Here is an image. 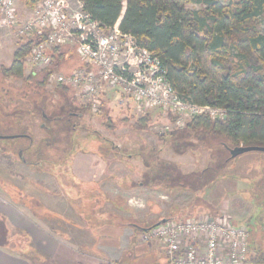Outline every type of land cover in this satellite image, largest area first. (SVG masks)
Returning <instances> with one entry per match:
<instances>
[{"label": "rangeland", "instance_id": "374dc122", "mask_svg": "<svg viewBox=\"0 0 264 264\" xmlns=\"http://www.w3.org/2000/svg\"><path fill=\"white\" fill-rule=\"evenodd\" d=\"M221 1L226 3L228 0ZM73 3L76 2L73 0ZM34 7L35 6L31 5L26 0H16L18 19L23 21L31 19ZM189 7L198 8V5L190 4ZM24 40L26 39L21 38L14 29L0 27V85L2 88L7 87L14 90H22L30 87H26L22 80L6 77L4 70L2 69L3 66H9L8 64L13 52ZM203 61L206 68L209 69L210 61L206 56L203 58ZM85 65L86 63L76 51V47L71 45V50L66 48L62 57L57 58L50 66V70L55 74L69 76L76 69L84 67ZM31 69H33V67L27 65L25 69L26 73H30ZM38 75L40 76L42 73ZM31 82L32 84H30L33 87H38V85H35L34 80ZM55 83L56 82L51 83L48 81L45 88L38 90L42 93H46L49 103L52 102V100H60L61 98L65 99V97L68 96L70 98L69 103L71 101L77 102L76 104L80 107H77L78 110L85 113L80 120L77 118L72 119L73 122L78 120V124L82 125V127H78L76 131L72 132L71 139L72 143L75 142L74 146L72 149L68 147V138L65 134L67 132L59 131L56 133L57 135L51 134L56 128L61 127V120L42 119L37 113L26 114L24 115V118H22L23 125L20 127L18 122H16L21 119L20 114L19 112L18 114L14 112L11 116L17 118L12 122V127L0 128V134H31L38 143L31 146V141L27 137L0 139V174H2L3 179L8 182L6 183V186L9 188L8 190L5 186L3 190L0 187V203H4L5 206L10 207L13 210L19 209L15 207L14 204L16 200L20 198L22 199V195H20V198L17 197V199L14 200L9 193V191L14 192V189L10 187V181H14L32 197V199H23L22 201L26 200L32 203H37L38 201L43 210V215L40 216L30 211L31 207L22 203L25 208V212H23L24 220H27V222L29 221V212H31L34 215V218L40 222L39 224H44L52 231L54 230L55 233L60 231L72 232L73 230L78 229L80 231V228H78L80 226L75 217L78 213L73 209V206L76 203H79L78 209L84 211V209H86L85 205L82 203L84 199H96L100 202L102 199H109L108 195L110 194L107 190L105 192L87 190L81 183H78L75 179L74 166L71 165L70 162V158L74 155L75 151L90 150L98 151L97 153L102 152L103 155H101V161L103 163L101 164L105 167L106 176L104 179L106 180H110L112 176L110 165H113L114 169L119 170V166L115 163L118 154V151L115 150L118 149L125 153L126 156L132 153H146L144 156L153 161L152 165L156 164V166L158 165L161 167L170 166L171 169L173 168V170H175L174 173L176 175H181L184 178H182V180L187 182L188 185L191 183L190 181L195 184L196 182L193 181L195 177L200 174L199 172H202L210 166L212 169V173L209 174L210 179H212L211 181L214 180V177H217L218 174H220V176L213 181V184L217 181L219 182L218 187L212 191L213 198L219 195L217 193H219L221 187H232L235 181L239 185V190L231 193L229 195L230 199H228V201L227 199L223 201L221 207H213L214 205L207 201L206 188L204 190L198 189L194 192L188 188L183 189L182 187L167 185L165 183L160 184L161 187L159 190L161 191H152L148 189L136 190L135 192L137 194L134 193L135 200L132 202L134 205L133 207L137 210L145 209L146 199L153 197L161 204V212L164 213L163 216H167L168 213H171V207L175 205L185 207V209L180 212L183 218H200L203 216L216 217L225 214L229 215L235 223H239L243 220V217L246 216L247 218H250V221L245 223L246 225L248 224L247 226L254 236V239L250 237V241H255V245L253 244L254 249H252L254 252L252 255L250 254V261L246 264H264V208L260 209L261 205L264 207V152H248L240 155L239 158L236 157L232 159L230 158L231 154L229 150L225 149L223 146L224 139L222 137L214 136L204 130H188L183 132L184 127H175L173 123L168 121L170 120V118H167L168 115H163L160 111L149 112L148 115H150V119L147 125H145L139 119L147 114L140 112L136 108L134 102L124 103L120 96L115 98L112 103L109 102L107 93L111 91L117 92L115 89L109 90L104 94L106 97H104L100 111L95 112L91 110L86 113L83 109L85 108L84 106H88L89 109L90 107L80 99L76 89L70 88L69 91H66L61 85ZM0 92H2V90ZM21 97L22 96L13 95L12 98L9 94L0 93V106L9 107L14 105L15 107H21V105H26V102L22 100ZM9 98L12 99V104H9ZM13 111H15V109H13ZM1 113L2 111L0 110V118L3 117ZM50 114H53V112ZM68 116H70V114H68ZM137 121H140V123H137ZM24 125L25 127H23ZM41 125H44V127ZM174 127L176 130L171 131ZM172 132H174V135H172ZM47 136L48 138H51L48 142L45 141ZM113 145L114 148H112ZM25 146H31L29 147V150L26 151V154H29V158L35 162L32 166L34 168H39L37 169L38 171L41 167L40 164H36V162H44V166L42 167L43 170L45 171L47 169L52 175L54 174L53 176L57 177L59 183L56 179H50L49 182L45 180L48 178L33 170H31V172H33L34 175L30 173V176H28L26 181L24 178H21L24 177L27 172V167L22 165L17 158L21 156L19 151L17 156V154L10 153L8 150H12L13 148L16 149L18 147L20 149ZM112 149H114L112 153L116 155L113 159L105 154V151ZM157 152L159 162L157 161V158L156 160L153 159V154H157ZM6 153L12 155H5ZM124 158L125 157L122 156L123 160ZM113 160L115 161L112 162ZM124 163L123 165H120V167L125 170L127 165ZM130 163L131 164H128L129 167H139L142 173L148 171V167H145L146 164L144 163V160L142 161L143 164H140L137 161ZM221 166V170L217 172L216 169ZM221 175L223 176L221 177ZM140 177L141 175L137 177V181L142 180L144 182V178ZM43 179L46 183L43 182ZM213 184L211 186H213ZM241 189L243 191L242 196H248V199L237 196V193H241ZM80 191H82V193ZM88 192H91V195L89 194L85 196L84 193ZM121 193L126 194V191L122 190ZM196 194L199 197L198 199L195 198ZM13 197H15V195ZM46 197L51 198L50 205L49 200ZM80 199L81 201H78ZM196 200H199V204L196 207L197 210H193L191 207L194 206ZM61 202H63L65 207L69 209L68 211L61 209ZM253 203L256 205V208L260 209L254 214H252L253 209L255 208ZM100 204L102 203L100 202ZM89 206L90 205H88V207ZM103 209L102 206H99L97 209L94 208L88 211H92L95 215H100L102 214ZM46 210L49 212L47 213ZM172 212H174V210ZM252 215H254L253 219H251ZM109 216H107L109 220H116L115 217L109 218ZM3 217L4 214L0 213V221H3ZM5 225L8 229V235L11 237L8 248L13 249L16 252H27L32 258L37 256L47 263L56 264L47 255L43 257L41 256L43 254L40 252H34L36 249L33 247L27 229L24 230L16 227L11 222L10 218L7 219V222L5 221ZM72 241L77 242L78 240ZM152 242L156 243L158 246L157 249L159 250L163 247L161 241L158 239H154ZM260 249L261 254H258ZM255 253H257L258 256L256 259L252 260ZM88 255L94 257L90 258L93 262H107L106 258H103V256H96L92 251H90ZM37 263L41 264L40 261H37Z\"/></svg>", "mask_w": 264, "mask_h": 264}, {"label": "trees", "instance_id": "16d2710c", "mask_svg": "<svg viewBox=\"0 0 264 264\" xmlns=\"http://www.w3.org/2000/svg\"><path fill=\"white\" fill-rule=\"evenodd\" d=\"M26 1L35 6L41 0ZM79 1L102 27L108 29L118 22L123 32L133 35L140 45L157 54L171 84L186 99L227 108L225 119L196 116L187 122L183 132L204 130L222 137L227 150L228 147L264 145V0H228L226 3L221 0ZM190 4H196L198 8L189 7ZM39 40L38 36L28 38L15 49L11 64L2 67L6 77L22 80L27 85L34 80L38 85L36 88L46 87L52 73L50 67L34 71L35 74L25 71L29 66L26 57ZM60 48L53 50L52 64L62 57ZM205 56L210 61L209 69L203 61ZM61 87L66 91L70 89L67 85ZM69 99L66 96L65 102L69 103ZM0 110L3 117L6 116V111ZM148 114L139 119L145 125L150 119ZM167 118L171 123L175 122L172 113ZM174 130L175 127L171 131ZM145 154L141 153L148 171L143 178L148 187L160 188V184L165 183L196 192L212 185L220 176L218 174L211 181L212 169L208 166L195 177V184L190 181L188 185L173 168L152 165L153 161ZM156 158L159 162L158 152L153 154V159ZM195 198H199L197 194ZM198 202L196 200L191 209L197 210ZM147 205L152 212L161 213V207H152V200H148ZM184 209L175 205L169 216L162 217L184 219L180 213ZM3 218L0 221V246H8L11 237L5 225L7 219ZM253 242L250 241V246Z\"/></svg>", "mask_w": 264, "mask_h": 264}, {"label": "built area", "instance_id": "2783aa9c", "mask_svg": "<svg viewBox=\"0 0 264 264\" xmlns=\"http://www.w3.org/2000/svg\"><path fill=\"white\" fill-rule=\"evenodd\" d=\"M74 1L41 0L32 18L23 21L18 19L16 0H0V27L14 29L21 38H41L26 57L31 74L52 65L55 48L71 44L86 65L69 76L52 72L48 81L76 89L92 111H100L104 94L115 89L124 103L134 102L144 114L172 113L179 128L200 115L227 117V108L186 99L171 84L157 54L123 32L118 22L105 29L79 0ZM250 237L246 224L225 214L170 219L143 232L144 241H161L167 264H246Z\"/></svg>", "mask_w": 264, "mask_h": 264}, {"label": "crops", "instance_id": "0c3cea01", "mask_svg": "<svg viewBox=\"0 0 264 264\" xmlns=\"http://www.w3.org/2000/svg\"><path fill=\"white\" fill-rule=\"evenodd\" d=\"M66 48L71 50V44L62 46L60 52L64 54ZM13 55L8 65L11 64ZM119 96V92L111 91L107 93L110 103ZM113 151L105 154L113 159L116 156L112 153ZM101 155L103 154L97 153V151L78 150L75 151L74 155L70 158L71 165L74 166L75 179L78 183H81L87 190L98 192H105L107 190L110 194L108 195L109 199L105 201V204H100L96 199H84L82 201L86 207L84 211L78 209L79 203H76L73 206V209L78 213L75 217L80 226L78 227L80 228V231L78 229L73 230L72 232L60 231L55 233L54 230L52 231L44 224H39L40 222L34 218V215L31 212H29V221L27 222V220L23 219L25 208L21 202H16L14 204L15 207L19 208L15 209L14 207L15 210L5 206L4 203H0V211L5 215H8L11 222L16 227L28 230L27 233H29L33 247L36 249L34 252H40L43 254L41 255L43 257L47 255L56 264H167L163 247L159 250L157 249L158 246L156 243L143 240L144 228H150L149 226L162 219L164 214L162 212H152L147 205V201L152 200L154 203L152 207L156 208L161 207V204L153 197L146 199L145 209L137 210L132 204L135 200L134 193H136V190L148 189L152 191H161L159 190L160 188L148 187L142 180L137 181V177L141 175L140 178H143L145 172L142 173L139 167L128 166V164H131L130 162L135 161L141 164L143 161L142 155L132 153L126 156L125 153L118 152L115 159L116 161L113 160L112 162L115 161V163H117L119 170L114 169L113 165H110L112 172L110 180L104 179L106 173L105 167L101 164L103 163L101 161ZM122 156L125 157L124 160L122 159ZM123 163L127 165L125 170L120 167ZM37 169L39 168H34L30 165L27 167V172L25 174L30 176V173H32V175H34L31 170L36 172ZM37 172L48 178L45 179L47 181L55 179L49 171L40 169ZM45 180L43 179L44 183H46ZM57 182L59 183V180ZM218 183L219 182L217 181L213 186L209 187L206 193L207 201L211 202L214 205L213 207H221L223 201L226 199L228 201V199H230L229 195L231 193L239 190V185L235 181L232 187H221L219 193H217L219 195L213 198L212 191L218 187ZM122 190L126 191V194H122ZM80 192L82 193V191ZM242 192L241 189V193H237V196L248 199V196H242ZM84 195L86 196L87 193H84ZM47 199L49 200L50 205L51 198ZM78 201H81V199ZM60 204H62L61 209L64 211L69 210L65 207L63 202ZM88 205L90 206L88 207ZM253 205L255 208L253 209L252 214L264 208L261 205L260 209H258L254 203ZM99 206L104 208L100 215H95L92 211H88L94 208L97 209ZM169 215L170 213H168L167 216ZM107 216H109V218L115 217L116 220H109ZM253 216L254 215H252L251 219L254 218ZM248 221H250V218L244 216L243 220L239 223L246 224L245 222ZM253 238L254 236H252V239ZM72 240L78 241L75 242ZM254 245L250 246L251 255L254 252L252 250L254 249ZM8 246H0V264H38L37 261H40L41 264H52L43 261L37 256H33L34 258H32V256H29L28 253L26 254L25 252H16L15 250L8 248ZM90 251L94 252L96 256H103V258L107 259V262H93L90 258L94 257L88 255ZM258 254H261V249ZM258 254L255 253L252 260L256 259ZM249 257L247 262L250 261Z\"/></svg>", "mask_w": 264, "mask_h": 264}, {"label": "flooded vegetation", "instance_id": "af4514ba", "mask_svg": "<svg viewBox=\"0 0 264 264\" xmlns=\"http://www.w3.org/2000/svg\"><path fill=\"white\" fill-rule=\"evenodd\" d=\"M24 85L26 87H28V86H30V87L24 88L22 90H14V89L7 88V87L2 88L0 85V91L2 90V92H0V93L9 94L12 98H13V95L22 96L21 99L26 102V105H21V107H15L14 105L9 106L10 108L0 106V109L3 108V110L6 111V113H7V114H5L6 116H4L5 119L3 117L0 118V128L12 127V122L15 120V118H17V117L11 116L14 112L16 114H18V112H19L20 118H21V116H22V118H24L23 116L26 114H33V113L36 114L37 113L42 119L61 120L62 121V123L60 125L61 127L56 128L54 130V132H51V134L54 135V134L58 133L59 131L67 132L65 134L68 138V140H67L68 147L70 149H72L74 146V143H75V142L72 143V139H71L72 132L76 131L78 127L79 128L82 127V125L78 124V122H79L78 120H80L82 118V116L85 114L84 112H81L80 110H78V108H80V107L78 106V104H76L77 102L71 101L70 103H68V102H65L64 98H61L60 100L59 99L58 100H52V102L49 103V99H48V97H46V93L40 92L38 90V88L33 87L31 84H28V85L24 84ZM9 99H10L9 104H12V99L11 98H9ZM63 99H64V101H63ZM15 105H17V104H15ZM84 107L85 108H83V109L86 111V113L92 110L90 106H89L90 109L88 108V106H84ZM13 109H15V111H13ZM49 112L50 113L53 112V114H50ZM68 114H70V116H68ZM1 115H3V114L1 113ZM22 118L21 119L18 118L19 120L16 121V122H18V125L20 127L23 125ZM73 118H77L78 120L73 122V120H72ZM41 126L44 127V125H41ZM23 127H25V125ZM81 131H82V129H81ZM47 133H49V132H47ZM4 136H6V137H2V138H17V137H25L26 138L27 137L31 141V146L35 145V143H38V141H36L34 136L31 134H29V135L17 134V135H4ZM48 136H50V135H48ZM48 136L45 139V141H47V142L51 139V138H48ZM104 137H106V136H104ZM2 138H0V139H2ZM31 146H25V147H22L20 149H19V147L16 149L13 148L12 150H8V152L13 153V154L15 153L18 156V151H19L21 156L17 157V158L22 163V165L29 167L30 165L35 164V162H33L29 158L30 155L26 154V151L29 150V147H31ZM112 148H114V145L112 146ZM20 150H22V151H20ZM113 150L114 149L109 150V151H105V153L107 154ZM117 151L121 152L119 149ZM0 153H1V147H0ZM100 153H102V152H100ZM2 154H4V153H2ZM5 155H12V154L6 153ZM230 158H232V157L230 156ZM59 159H62V158H59ZM232 159H234V158H232ZM36 164H40V167H41L40 169L43 170L42 167L44 166V162H41V163L36 162ZM45 171H48V170L46 169ZM28 176L29 175L25 174L24 177H21V178L22 179L24 178V180L26 181ZM54 177L58 181L57 177L56 176H54ZM4 181L5 180L3 179V175L0 174V187L3 190H4V187L6 186V183H8L7 181H5V183H4ZM210 186H207L206 190ZM10 187L12 189H14V192L9 191L11 198H14V200H16L17 197L20 198V195H22V199L20 198V199L16 200V202L25 203V205L27 204L26 206L31 207L30 211H32L35 214H38L40 216L43 215V210L41 209V207H40L41 205L38 203V201L36 204L34 202L32 203V202L26 201L27 199H32V197L28 195L27 191L25 192L14 181H10ZM6 189L9 190L8 186H6ZM89 194L91 195V192L87 193V195H89ZM14 195H15V197H13ZM23 199H26V200L22 201ZM106 200H108V199L107 198L102 199V200H100V202L105 204ZM46 211H47V213L49 212L48 210H46ZM0 213L4 214L1 211H0ZM4 217L6 219L9 218V216L5 215V214H4Z\"/></svg>", "mask_w": 264, "mask_h": 264}, {"label": "water", "instance_id": "95a60500", "mask_svg": "<svg viewBox=\"0 0 264 264\" xmlns=\"http://www.w3.org/2000/svg\"><path fill=\"white\" fill-rule=\"evenodd\" d=\"M2 137H6L4 135H0V138ZM229 152L231 153V157L235 158V157H239L240 155L244 154V153H248V152H253V151H262L264 152V145H245V146H240V147H228ZM170 219L168 218H162L160 219L158 222H156L152 227L150 228H144V231H149L151 229H153L154 227H157L161 224L166 223L167 221H169Z\"/></svg>", "mask_w": 264, "mask_h": 264}]
</instances>
